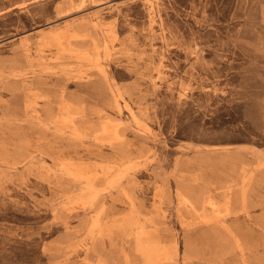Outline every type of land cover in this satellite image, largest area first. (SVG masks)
<instances>
[{
  "label": "rangeland",
  "instance_id": "obj_1",
  "mask_svg": "<svg viewBox=\"0 0 264 264\" xmlns=\"http://www.w3.org/2000/svg\"><path fill=\"white\" fill-rule=\"evenodd\" d=\"M0 264H264V0H0Z\"/></svg>",
  "mask_w": 264,
  "mask_h": 264
}]
</instances>
